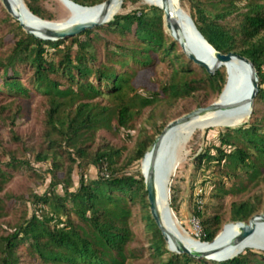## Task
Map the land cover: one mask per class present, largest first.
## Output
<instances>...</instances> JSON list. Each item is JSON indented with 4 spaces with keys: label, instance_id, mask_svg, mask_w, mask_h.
<instances>
[{
    "label": "trees",
    "instance_id": "1",
    "mask_svg": "<svg viewBox=\"0 0 264 264\" xmlns=\"http://www.w3.org/2000/svg\"><path fill=\"white\" fill-rule=\"evenodd\" d=\"M71 1L93 7L106 0ZM124 1L122 11L107 24L59 41L26 34L6 14L5 21L13 26L12 43L7 53L0 54V93L13 101L42 96L47 108L37 148L26 146L13 132V143L24 152L20 158L0 141L8 156L0 162V193L22 170L40 178L44 166L42 172L50 183L27 196H0V218L5 215V201L20 204L13 231L0 236V264H134L144 253L149 264H264V252L248 248L221 262L168 249L152 218L144 177L140 170L130 171L142 162L155 136L145 131L124 159L119 149L107 144L93 149L99 131L110 130L113 122L115 132L128 128L138 113L129 97L134 69L150 67L157 60L170 68L159 92L139 98L141 108L152 105L160 94L169 104L194 98L196 109L206 107L203 97L220 96L227 82L226 67L210 75L187 58L164 28L161 9L142 0ZM127 2L139 7L123 12ZM178 2L183 10L189 3L188 15L209 45L222 54L248 58L258 77L259 91L248 122L220 129L218 144L195 157L197 169L213 171L218 179L209 197L212 203L200 209L194 203L192 209L203 229L199 240L210 243L223 228L226 214L228 224L247 223L264 208L256 195L232 202L226 213L220 210L225 196L240 195L259 184L264 187V0ZM23 3L35 16L55 22L41 0ZM103 35L119 40L111 44ZM98 47L104 50L100 56ZM97 99L112 104L102 105ZM31 152L35 167L28 157ZM90 168L98 171L93 178L87 175ZM178 200L179 190L169 185L172 213L179 210ZM140 234L145 235L144 242ZM137 242L141 248L134 245Z\"/></svg>",
    "mask_w": 264,
    "mask_h": 264
},
{
    "label": "rangeland",
    "instance_id": "2",
    "mask_svg": "<svg viewBox=\"0 0 264 264\" xmlns=\"http://www.w3.org/2000/svg\"><path fill=\"white\" fill-rule=\"evenodd\" d=\"M144 2L147 3L146 1ZM41 4L52 14L55 22H65L68 20L69 16H71V12L63 0H41ZM125 6L126 7L123 12H128L135 7H139V4L127 2ZM184 6V10L181 8V6L180 9L185 20L190 24L186 17V14H188L189 10V3L185 2ZM121 11L122 9L120 12ZM6 14L8 13L3 6L2 1L0 0V42L3 43L0 48V54L7 53L12 43V34L10 33V29H12L13 26L11 27L9 23L5 21ZM103 38L111 44L117 43L119 40V37L116 36L103 35ZM103 52V47H98L99 56L102 55ZM169 76V66L165 62L158 60L155 61V63L150 67H140L137 70L134 69V74L130 82L133 91H129V97L134 99L135 108L133 110L137 111L138 113L134 114V117L128 128L121 129L119 132H115L113 128V122V126L110 130L99 131L92 146L93 149L107 144L115 149H119L122 154V159H124L131 154L135 144L145 131L149 132L150 135L155 136V141L171 122L189 114V111L195 110L196 101L194 98H188L177 103L169 104L164 101L163 94H160L159 99H157V101H155L152 105L141 108L139 104V98L153 97L154 93L160 91L161 86L168 80ZM203 98V103L208 106L217 102L219 96H209ZM98 101L102 105L112 104L110 101L106 100L102 101L100 99ZM46 108L47 105L42 96H35L31 100L18 98L16 101H13L11 98L4 96V93L1 92L0 141L2 143V147L6 148L7 150H14L16 151L18 157H23L24 152H21V149H18L17 145H15L11 139L13 132H15L23 139V141L26 143V146L33 145L34 148H37L38 144L41 142V135L44 129L43 120ZM250 115L244 120L235 123L232 127H237L248 122ZM224 127L226 126L210 127L195 132L192 138L179 147L176 152V163L173 171L171 172L169 185L176 186V188L179 190V210L176 213H172V215L179 234L194 241H200L199 239L201 237L200 233H198L191 224V219L194 215L192 211L194 203H196L199 209L201 206H203V204H210V202L212 203L209 197L213 193L216 180H218L215 178L213 171L197 169L194 164L195 157L206 147L218 144L217 135L220 129ZM25 154L28 155V153ZM34 156L35 153L33 152L28 155L32 161V165L35 167L37 164L34 162ZM7 159L8 156L5 154V151L0 148V162H6ZM140 163L137 166L131 168L130 171H141ZM43 167H41L42 170L44 169ZM42 170H40V173L42 174L40 178L29 176V172L27 170L14 173L12 178L4 185L0 196L3 197L9 194L16 196H27L32 192L38 193L41 190H45L50 183V178L47 177L45 179V174L42 172ZM97 173L98 171L96 168H90L87 172V175L93 178ZM41 177L44 179H41ZM75 179H77L76 175ZM229 184L230 183L227 182L226 185L229 186ZM57 191L59 194H62L60 187L57 188ZM256 195L261 196L263 207L264 187L263 185L259 184L254 187H249L248 192L246 191L240 195H236L234 197L225 196L222 199L220 210L226 213L232 202L246 198H252ZM5 202L6 206L3 208L5 215L0 218V236H6L12 232L13 227L18 220L17 209H19L20 204L10 203L8 201ZM198 202H200V204ZM213 202L215 201L213 200ZM208 212H212V209L209 208ZM258 214H264V208ZM227 221L228 214L225 215V224L223 225V228L228 225ZM139 224L143 229L142 223ZM134 231H138V229L134 228ZM139 240L140 242H144L146 240L145 235L140 234ZM140 242H137L134 245L137 248H141L142 243ZM248 249H252L257 252H264L263 250L256 248ZM146 256L147 253H144V258L135 262L134 264H149V260L146 258Z\"/></svg>",
    "mask_w": 264,
    "mask_h": 264
},
{
    "label": "bare ground",
    "instance_id": "3",
    "mask_svg": "<svg viewBox=\"0 0 264 264\" xmlns=\"http://www.w3.org/2000/svg\"><path fill=\"white\" fill-rule=\"evenodd\" d=\"M71 12L68 20L65 22H81L95 21L103 13L102 7H86L78 8L66 0H63ZM124 0H112L106 11V19L111 20L113 16L121 10V5ZM149 5L160 8L161 0H144ZM171 5L172 19L181 27L184 34L191 40L198 42L201 49L205 51L207 56L206 61L211 64L215 60V55L210 47H207L197 37L192 25L187 23L181 12L179 2L169 0ZM13 10L16 14H22L25 23L38 31L43 29L46 23L36 20L28 15L23 9L18 0H12ZM227 69L228 82L226 89L221 98L216 102L219 106H228L225 110L208 112L204 115L194 117L190 120L181 122L168 129L158 141V147L154 158L150 153L141 162V172L146 174L152 170L155 175V181L161 182L164 186L169 184L171 172L176 163V152L179 147L188 142L195 132L204 130L210 127L218 126H233L235 123L249 117V96L251 91V76L249 69L243 63L237 60H231L223 65ZM158 195V208L162 212L168 205V193L165 196ZM172 213V212H171ZM264 226V218H260L257 222V232L249 239L235 245L234 239L240 234L241 226L238 224H228L217 235L216 241L213 244H199L195 240L183 237L180 234L175 236L186 246L197 250H210L218 248L221 250L220 256L228 258L233 256L240 249L243 251L247 248H256L264 251V234L260 237L259 229Z\"/></svg>",
    "mask_w": 264,
    "mask_h": 264
},
{
    "label": "water",
    "instance_id": "4",
    "mask_svg": "<svg viewBox=\"0 0 264 264\" xmlns=\"http://www.w3.org/2000/svg\"><path fill=\"white\" fill-rule=\"evenodd\" d=\"M3 6L5 7L7 13L14 19L16 20L22 30L26 33L29 34L37 39L44 40V41H59L63 40L69 37H73L76 35H79L86 29H93L95 27H100L111 20L106 19V11L108 7L110 6L112 0H106L104 3L93 6V7H102L103 13L101 16L95 20V21H81V22H52V21H46L43 20L34 14H32L24 5L23 0H18L25 12L30 15V17L39 20L40 22L46 23L47 26H45L43 29L35 31L31 26H29L27 23H25V20L22 16V14H16L13 10L12 6V0H1ZM68 3L71 5L78 7V8H86L84 6L78 5L71 0H66ZM177 2L179 0H176ZM163 11V23H164V28L166 31L179 43L182 51L184 54L187 56L189 60H191L194 64H196L199 67H203L207 70V72L210 75H214L216 70L223 66L225 63L231 61V60H237L241 63H243L245 66L248 67L249 73L251 76V91H250V96H249V114L252 112V107H253V102L254 98L257 95L259 91L258 87V77H257V72L255 70V67L253 63L246 57H243L237 53H228V54H222L218 51H216L209 43L204 39V37L201 35V33L197 30L193 20L191 17L186 14L187 19L189 20L190 24L192 25L193 29L195 30V33L197 37L202 41L204 44H206L207 47H210L211 50L213 51L215 55V60L213 63L209 64L206 59L207 56L205 54V51L201 49L199 46L198 42H195L191 39H189L181 29V27L177 24L175 20L172 19L171 16V5L169 0H161V6L160 8ZM227 82H228V75H227ZM219 96V98L222 97L224 90L226 89V85ZM226 107L228 106H219L218 104L212 103L206 107L202 108H197L190 112L189 114L171 122L167 128L162 132V134L154 141L150 149L145 153L143 159L146 157L148 153H150V156L154 158L157 147H158V141L161 136L164 135V133L173 127L176 124H179L181 122L190 120L194 117L204 115L208 112H213V111H218V110H225ZM229 127V126H227ZM144 177V184L145 188L147 191V198L148 202L150 205V212L152 215V218L156 222L157 226L161 230L167 244H168V249L173 252H177L180 254H189L193 257H198V258H206L209 260H214V261H225L231 258L236 257L240 253L243 252L242 249H240L238 252H236L233 256L228 257V258H223L219 257L221 250L218 248H213L210 250H197V249H192L183 244L176 236L175 234H179L177 227L175 225V221L173 219V215L171 213V209L169 207V204L167 205L166 209L163 210L162 212L159 211L158 208V195L157 192H160L161 196L166 197V193H168L169 196V184L168 185H163L161 182H156L155 181V175L152 170H149L146 174L142 173ZM260 218H264V214H257L253 216L247 223L240 222L236 223L239 226H241V232L240 234L234 239L235 245H238L242 243L243 241L251 238L256 232H257V222ZM262 229L258 230V233L260 234V237L262 234H264V226L261 227ZM192 240V239H190ZM216 241V238L208 243V242H201L197 241V243L203 245V244H213Z\"/></svg>",
    "mask_w": 264,
    "mask_h": 264
},
{
    "label": "built area",
    "instance_id": "5",
    "mask_svg": "<svg viewBox=\"0 0 264 264\" xmlns=\"http://www.w3.org/2000/svg\"><path fill=\"white\" fill-rule=\"evenodd\" d=\"M200 204V202H198ZM191 224L193 226V228L200 233V236H202L203 234V229H202V225L200 223V220L197 216L193 215L192 219H191Z\"/></svg>",
    "mask_w": 264,
    "mask_h": 264
}]
</instances>
